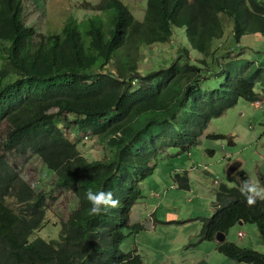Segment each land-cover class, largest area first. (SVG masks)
I'll list each match as a JSON object with an SVG mask.
<instances>
[{
	"label": "trees",
	"instance_id": "trees-1",
	"mask_svg": "<svg viewBox=\"0 0 264 264\" xmlns=\"http://www.w3.org/2000/svg\"><path fill=\"white\" fill-rule=\"evenodd\" d=\"M86 5L98 12L89 23V44L77 20H70L63 34L45 36L25 23L23 0H0V264H145L122 245L145 230L131 223V215L154 160L169 147L186 150L195 144L239 99L260 100L257 84L264 92V64L221 54L214 46L224 36L221 13L233 20L237 43L252 33L264 38V0H148L143 21L123 0ZM103 12L110 16L108 26ZM178 27L185 28L190 47L202 58L193 60L183 49L170 67L142 73V48L168 43ZM123 49L124 62L110 68ZM213 62L225 81L205 91L201 83ZM189 103L187 120L178 121ZM72 123L116 150V159L90 161L68 135ZM14 152L39 157L56 175V187L74 194L78 206L59 240L31 241L47 222L49 197L13 167L8 154ZM234 176L237 187L218 186L214 213L202 219L197 244L214 241L240 221L264 230V202L249 207L239 192L248 177L242 170ZM176 180L189 189L187 174ZM88 189L113 192L119 206L89 215ZM8 199L22 209L14 210ZM217 249L238 264H264V254L251 248L226 241Z\"/></svg>",
	"mask_w": 264,
	"mask_h": 264
},
{
	"label": "rangeland",
	"instance_id": "rangeland-1",
	"mask_svg": "<svg viewBox=\"0 0 264 264\" xmlns=\"http://www.w3.org/2000/svg\"><path fill=\"white\" fill-rule=\"evenodd\" d=\"M23 1L26 7L25 23L28 27L45 36L61 35L70 20H77L83 37L89 44V23L98 12L87 8L86 4L97 6L103 0ZM123 1L130 7L137 20H144L148 0ZM109 14L113 16V13ZM99 15L108 26L110 24L108 13L103 12ZM220 19L223 23L224 36L214 41L215 48L221 50L219 53H231L232 57L240 56L264 64V38L261 34L245 35L237 43L233 35V20L225 13L220 14ZM183 49L190 50V57L193 60L202 58V54L190 47L185 28L178 27L175 28L168 43L142 48L139 58L141 72L149 74L163 67H170L178 59L179 51ZM126 51L123 49L119 53L116 62L110 68H116L124 62ZM182 59L183 61L185 59L183 55ZM212 59L209 58L210 61ZM2 65L0 61V68ZM224 81L220 64L213 62L201 87L205 91L216 90ZM137 85L139 83H135V86ZM256 89L261 94L260 101L263 107H257L254 102L241 98L220 118L213 119L204 135L188 149L169 147L154 160L153 174L141 183L142 198L135 205L131 215V223L142 224L145 230L140 235H132L127 239L122 245L124 252L138 253L144 258L145 264L228 262L226 257L219 253L216 240L197 244V236L202 229V219L211 217L214 213L213 204L216 201L218 186L225 184L231 188L237 187L236 177L227 176L226 171L231 163L242 161L241 170L247 177L250 175L260 183L261 176H264V92L260 84H257ZM190 105L189 103L187 108L178 113V121L187 120ZM71 118L73 120L76 117ZM57 122L62 126L66 125L64 118H59ZM67 132L70 139L90 161L116 159V150L109 149L91 133L83 132L75 124L72 123ZM217 135L225 138L218 140L208 138ZM231 139L234 141L233 145H230ZM8 159L38 192H43L49 197L47 222L41 230L32 235L31 241L40 238L47 241L59 240L63 223L69 220L71 213L78 206L74 194L70 190L57 188V177L54 172L33 153L14 152L8 154ZM185 174L189 178V189L180 188L176 180L177 175ZM7 203L18 212L22 209L16 199H8ZM248 227L264 234V230L258 229L255 225L248 224ZM237 228L236 225L228 232L236 239ZM227 234L226 241H229ZM255 239L259 242L263 238L258 233ZM243 243H247L246 245H249L247 247H252L250 239H245ZM260 251L264 254V248H259Z\"/></svg>",
	"mask_w": 264,
	"mask_h": 264
},
{
	"label": "clouds",
	"instance_id": "clouds-1",
	"mask_svg": "<svg viewBox=\"0 0 264 264\" xmlns=\"http://www.w3.org/2000/svg\"><path fill=\"white\" fill-rule=\"evenodd\" d=\"M239 192L249 207H255L258 201L264 202V184H261L250 175L240 185ZM85 197L90 204L88 214L91 216L106 214L111 209H116L119 206V200L114 197L111 191L88 189ZM121 264H127V262L122 261Z\"/></svg>",
	"mask_w": 264,
	"mask_h": 264
},
{
	"label": "crops",
	"instance_id": "crops-1",
	"mask_svg": "<svg viewBox=\"0 0 264 264\" xmlns=\"http://www.w3.org/2000/svg\"><path fill=\"white\" fill-rule=\"evenodd\" d=\"M237 236L238 238L236 239V237L231 233H228V240L230 241V243H234L239 245L242 248H253L255 250L259 251V248H264V234H262L261 232H257L256 230H254V228L248 227V224L243 223L242 226L237 224ZM259 229V228H258ZM260 233V236L263 238L261 241L257 242L255 239V235ZM245 239H250V243L252 244V247H247L249 245H246L247 243H243ZM228 241V242H229ZM219 243H217L218 246ZM245 244V245H243ZM261 253H263L262 251H260ZM212 256V254H210V257ZM227 259V258H226ZM228 262H224V264H235L232 261H230L229 259H227ZM206 263V262H204ZM207 264V263H206Z\"/></svg>",
	"mask_w": 264,
	"mask_h": 264
},
{
	"label": "water",
	"instance_id": "water-1",
	"mask_svg": "<svg viewBox=\"0 0 264 264\" xmlns=\"http://www.w3.org/2000/svg\"><path fill=\"white\" fill-rule=\"evenodd\" d=\"M243 162L242 161H235L233 163H231L229 165V167L227 168V176L232 177L234 176L238 171H240V169L242 168ZM239 225H243V222L240 221L238 223ZM215 240L217 241V243L222 244L224 242H226V234L223 232H218L215 236Z\"/></svg>",
	"mask_w": 264,
	"mask_h": 264
},
{
	"label": "built area",
	"instance_id": "built-area-1",
	"mask_svg": "<svg viewBox=\"0 0 264 264\" xmlns=\"http://www.w3.org/2000/svg\"><path fill=\"white\" fill-rule=\"evenodd\" d=\"M254 103H255V105H256L257 107H263V103H262L260 100L254 102Z\"/></svg>",
	"mask_w": 264,
	"mask_h": 264
}]
</instances>
